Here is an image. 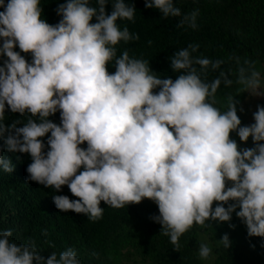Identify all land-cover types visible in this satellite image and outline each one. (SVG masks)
I'll list each match as a JSON object with an SVG mask.
<instances>
[{
    "label": "clouds",
    "instance_id": "9594fccd",
    "mask_svg": "<svg viewBox=\"0 0 264 264\" xmlns=\"http://www.w3.org/2000/svg\"><path fill=\"white\" fill-rule=\"evenodd\" d=\"M144 2L164 19L178 17L177 28L199 27V9L185 14L174 0ZM0 8V170L15 168L5 149L29 154L26 180L55 193L66 185L78 199L54 194L56 208L92 221L103 216L101 202L118 209L149 199L159 210L151 219L176 251L194 225L230 222L233 213L249 237L264 238V105L249 125L237 97H227L226 110L216 106L221 85L234 83L231 69L220 70L223 60L196 55L199 44H189L169 57L173 79L128 50L118 55L121 42L139 40L119 23L135 22V4L125 0H65L54 25L41 0H0ZM230 59L235 82L264 97L254 63ZM210 72L218 75L209 80ZM7 111L24 119L5 123ZM57 112L60 123L50 119ZM233 132L253 147L242 148ZM12 237L0 230V264H82L73 247L45 256L32 238ZM218 243L227 249L232 242L225 233ZM211 254L199 244L201 259Z\"/></svg>",
    "mask_w": 264,
    "mask_h": 264
},
{
    "label": "trees",
    "instance_id": "16d2710c",
    "mask_svg": "<svg viewBox=\"0 0 264 264\" xmlns=\"http://www.w3.org/2000/svg\"><path fill=\"white\" fill-rule=\"evenodd\" d=\"M64 2L41 0L43 17L48 23L59 22L61 17L56 9ZM125 2L135 4V22L119 23L137 33L139 40L127 44L121 42L118 55L128 50L131 56L148 60L151 69L160 77L175 79L177 73L172 71L169 57L189 44H199L196 55L213 61L223 60L225 63L220 70H232L229 78L234 83L230 87L221 85L216 106L226 110L227 97H237L240 101L238 108H243V111L238 110L242 124L254 123L253 113L257 105H264V97L250 95L235 82L237 64L230 57H239L241 63L244 60L253 62L264 79V0H174L182 13L199 9V27L195 30L177 28L178 17L164 19L159 10L146 8L144 0ZM107 11L111 12V3ZM15 50L20 51L18 47ZM21 54L31 62L30 53ZM109 71L114 72L115 68L109 65ZM217 75L218 72H210L208 79ZM17 119L23 120L24 117L6 112L5 123ZM50 119L60 123V113ZM231 138L242 148L253 147L251 138L246 144L235 132L231 133ZM42 139L46 144L47 137ZM4 155L12 160L15 168L12 173L0 170V230H12V239L18 243L32 238L45 256L52 251L73 247L82 264H264V238L249 237L246 225L235 213L230 222H212V227L194 225L181 236L180 248L176 251L169 237L160 235L162 226L151 219L153 215H159L158 206L153 201L144 199L139 204L118 209L101 202L103 216L96 221L89 220L84 214L61 212L54 205L52 195L78 199L69 188L65 185L62 191L55 193V189L27 181L26 169L32 162L30 155L7 149ZM225 233L232 242L227 249L218 243ZM200 243L212 248L207 260L198 256Z\"/></svg>",
    "mask_w": 264,
    "mask_h": 264
}]
</instances>
